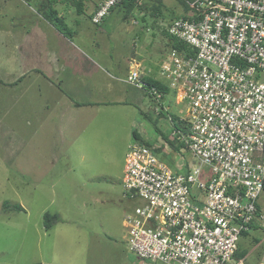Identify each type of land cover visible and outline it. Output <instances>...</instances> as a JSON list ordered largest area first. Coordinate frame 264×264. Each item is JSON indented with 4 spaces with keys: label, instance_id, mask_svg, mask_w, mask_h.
Here are the masks:
<instances>
[{
    "label": "built area",
    "instance_id": "2783aa9c",
    "mask_svg": "<svg viewBox=\"0 0 264 264\" xmlns=\"http://www.w3.org/2000/svg\"><path fill=\"white\" fill-rule=\"evenodd\" d=\"M120 1L99 0L91 21L102 22ZM185 4L187 15L166 31L188 50L170 48L159 74L184 105L178 135L197 163L175 172L157 145L128 144L121 179L131 201L123 216L126 246L158 264H241L234 260L239 239L262 217L264 0ZM125 80L161 103L163 92L136 71Z\"/></svg>",
    "mask_w": 264,
    "mask_h": 264
},
{
    "label": "crops",
    "instance_id": "0c3cea01",
    "mask_svg": "<svg viewBox=\"0 0 264 264\" xmlns=\"http://www.w3.org/2000/svg\"><path fill=\"white\" fill-rule=\"evenodd\" d=\"M43 1L37 0L39 5ZM87 2L88 0H82L81 10L71 12L61 11L57 9V5H74L73 0L55 1L53 7L68 32L63 33L49 22L38 8L23 10L17 0H0V124L8 131L14 127L19 136H24L25 139L30 140L33 134L40 135V155L35 154L38 163L55 162L52 141L60 136L70 137L66 144L72 146L73 139H77L89 128H92L90 131L96 136L104 133L110 126L104 121L94 123L101 109L128 104L137 107L145 104L148 95L146 91L125 80L131 71H136L142 81L152 78L162 83L159 74L160 63L167 56L170 45H167L164 57L162 51L153 55L148 51L150 46L135 38L132 44L126 42L127 36L123 32H129L131 26L122 20L118 23L126 25V28L118 31L122 33L118 34L116 42L107 41L104 27L107 24V16L103 18L101 25L94 24L91 15L96 5L92 11H88L84 9ZM119 16V19L126 18L124 13ZM148 99V110L144 111L139 107L140 117L134 120V123L139 124L141 131H138L137 127L134 130L143 139L155 141L156 135L151 136L149 126L141 118L149 121L146 117L149 116L159 123L164 113H168L172 129L169 133L156 129L164 136L161 152L163 151L162 160L165 162L164 153L180 155L182 152L183 143L178 135L182 126L178 121L184 105L178 102L171 89L163 92L160 104L150 96ZM157 106L161 111L160 115L156 112ZM172 118L178 128H175ZM81 138L86 140L82 149L79 148V152H76L79 153L76 160L73 156L65 157L69 163L85 162L84 178L90 180L94 178V173L88 174L87 171L94 170V158L89 156L88 152L95 144L100 145V141L92 139L89 133ZM100 147L106 156H111L114 148L102 145ZM63 159L65 161V158ZM168 166L175 172H185L189 162L182 165L180 161ZM71 169L73 170V167ZM99 169L100 179L111 175L107 169ZM130 207L131 201L125 213ZM258 207L262 217H258L251 224V229L256 234H250L249 231L243 233L236 250L239 258L234 255V260L241 261V264H264V216L260 204ZM107 222L102 221L99 230L76 226L75 234L50 237L44 242V246L40 245L39 236L38 242L31 249V261H26V264H131L132 259L125 243L126 230L119 237L120 232L117 234L111 231ZM56 223L45 232H51ZM43 226L42 224V229ZM122 226L125 228L123 218ZM61 232L69 233V229L61 228ZM255 237L257 241L251 245V240ZM23 239L14 238L20 242H23ZM55 242L65 245L59 248ZM254 253H257L255 263L249 261Z\"/></svg>",
    "mask_w": 264,
    "mask_h": 264
},
{
    "label": "rangeland",
    "instance_id": "374dc122",
    "mask_svg": "<svg viewBox=\"0 0 264 264\" xmlns=\"http://www.w3.org/2000/svg\"><path fill=\"white\" fill-rule=\"evenodd\" d=\"M17 1L23 10H37L39 6L37 0ZM98 2L99 0H88L84 9L92 11ZM138 5L141 6L135 7L124 19L122 17L119 19L123 11L117 8L110 11L111 15L105 16L107 24L104 27L107 41L116 42L118 34L122 33L118 31L126 28V25L118 23L122 20L131 26L129 32H123L127 36L126 42L132 44L135 38L142 44L150 46L148 51L153 55L162 51V56H164L169 44L166 36L167 24L172 18L183 16L187 12H184L183 5L178 0H140ZM57 6V9L61 11L74 12L77 10L73 4L60 3ZM158 57L160 58L159 55ZM147 96L145 104L137 107L134 104H128L101 109L94 123L104 121L110 127L98 136L90 131L92 128H89L83 131L77 139H73L72 146L66 144L70 137L60 136L54 139L52 141L54 143L53 155L56 159L52 164H42L36 160L35 154L40 155V135L33 134L30 140L25 139L24 136H19V132L14 127H12L13 130L8 131L0 124V264H26L31 261V249L38 242L39 236L40 245L44 246V242L50 237H59V234H75V227L79 225L99 230L103 224L102 221L105 223L109 220L107 225L110 224L111 231L117 234L120 232L119 237L125 233L122 218L130 201L123 195L121 182L124 157L128 144L133 140L132 131L136 127L138 131H141L139 124L134 123V120L140 117L139 107L144 111L148 110ZM158 110L157 106L156 112L160 115L161 111ZM163 117L159 123L155 122L156 126L146 118H141L149 126L151 136L156 135L157 140L152 141V144L157 145L160 150L163 149L164 141L160 130L163 133H169L173 127L168 113L165 112ZM157 128L160 130H156ZM87 133L93 137L92 139H98L100 145L114 148L111 156L108 157L100 145L95 144L90 147L88 154L94 158L92 159L94 170L87 171L88 174L94 173V178L90 180L84 178L86 176L85 162L69 163L65 157L73 156L76 160L79 156L76 152H79V148L82 149L86 140L81 137H86ZM36 143H38L37 148ZM164 156L166 164H177L180 161H190L189 164L197 163L184 147L180 155L166 152ZM90 163L92 162H87V164ZM99 168L107 169L111 175L100 179ZM106 188L107 191H105ZM20 204L24 210L15 209V205ZM258 204L264 216V191L261 193ZM45 212L58 216L57 223L53 222L56 223L55 227L49 233L44 226L42 229ZM61 228L69 229V233L61 232ZM249 233L256 234L251 228ZM21 237L24 238L23 242L14 240V238ZM256 241V237L253 238L251 245H254ZM55 245L60 248L65 243L55 242ZM129 255L132 259L131 264H158L150 260L137 259L130 252ZM256 255L257 253L252 254L249 261L255 263Z\"/></svg>",
    "mask_w": 264,
    "mask_h": 264
},
{
    "label": "trees",
    "instance_id": "16d2710c",
    "mask_svg": "<svg viewBox=\"0 0 264 264\" xmlns=\"http://www.w3.org/2000/svg\"><path fill=\"white\" fill-rule=\"evenodd\" d=\"M55 1L56 0H44L43 2L40 3L38 9L42 12L43 16L49 22H51L55 27H57L63 33H66L67 32L66 25L63 22L62 18L57 16V11L53 7V4L55 3ZM139 1L140 0H121L118 4H116L113 8H111L110 11H112V10L117 8L120 11H123L124 17L125 16L127 17V15L129 13H131L132 10L135 7H140L141 6V5H138ZM178 1L183 5L184 12H187L188 11V7L185 4V0H178ZM73 2H74V5L77 8V11H80L81 10V2H82V0H73ZM166 36L168 38V43L170 45V48H176L178 50H188V47H187V45L185 43H183L181 41H178L176 38L170 36L167 33V31H166ZM143 81L146 84H148V85L155 86L158 90H160L162 92H166L167 89H168L160 81L152 79V78H148L147 80H143ZM146 117L149 119V121H151V122H153V124H155V121H153V119H151L149 116H146ZM172 120H173L175 128H178V124L183 126L181 120L178 121V124H175L173 118H172ZM132 136H133V139L139 140V141H141V142H143V143H145L147 145H152V142H149V141L143 139L135 130L132 131ZM156 151L161 152L159 147L156 149ZM162 157H163V153H162ZM263 190H264V188H263ZM15 209L24 210L23 207L20 206V205H15ZM56 220H58L57 214H50L49 212H45L43 214V225H44V228L46 230H48L52 226L53 222L56 221ZM234 255H235L236 258H239V255L237 254L236 251H235ZM32 264H39V263H32Z\"/></svg>",
    "mask_w": 264,
    "mask_h": 264
}]
</instances>
